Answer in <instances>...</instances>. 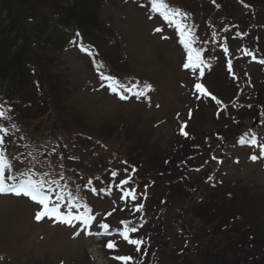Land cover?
<instances>
[{"label": "rangeland", "instance_id": "374dc122", "mask_svg": "<svg viewBox=\"0 0 264 264\" xmlns=\"http://www.w3.org/2000/svg\"><path fill=\"white\" fill-rule=\"evenodd\" d=\"M40 1L38 2L41 5L49 3V0ZM133 1L99 0L98 16L102 19V28L98 32L99 41L95 42L99 50L103 51L101 56L104 59L95 56L94 49L88 43L89 40L85 39L87 42L84 39L76 41L72 33L62 34L48 21L47 26L43 25L40 31L50 36L49 40L52 45L49 46L48 51L42 52L44 55L39 54V57L53 60L52 65H46L36 55L32 56L34 58L32 64L51 82L56 80L55 70L61 74L60 81H57L55 86L57 89L65 88L67 90L69 96L67 104H73L75 111V115H70L72 112L70 111L66 118L61 117L62 126L71 124L81 129V126L86 125L92 132L98 133L109 130L110 127L119 132L128 125L129 128L125 127L128 131L132 128L143 130L142 133L145 137L143 142L148 141V146L149 143L162 144L160 146L163 148L156 146L154 150L165 155L169 149L163 140L170 137L175 128L180 129L182 124L189 123V127L195 129L203 127L208 131L218 126L212 118L215 100L208 95L197 98L199 94L194 91L193 85L197 82L202 83L201 76L199 70L183 68L187 51L179 42L178 31L172 32L171 24L158 13L152 12L151 8L149 10L146 4L136 5ZM247 1L264 8V0ZM56 10L58 9L54 8L52 11L47 9L46 12H43L46 21L52 18L51 14ZM157 28L162 31H155ZM252 29L248 23L239 24L235 28L234 35L239 45L252 43L255 33ZM113 31H115L116 37L120 36L122 43L111 42L109 39L105 42L102 39L104 33L110 37ZM239 33H244V35H238ZM195 41L193 46L201 50L204 60L207 58L203 56V53L209 48L208 51H215L214 57L223 65V67L218 66L219 69L213 72L211 77L218 76L221 79H225L226 76L233 77L239 82L245 79L249 81V78L252 77L250 65L245 63L247 59L238 55L239 51L235 50L237 43L233 37L227 35L223 39L211 43H209L208 37L202 41L195 38ZM173 42H177V44L174 45ZM32 45L33 43L31 44L32 49L35 48ZM81 45L88 51H83ZM225 48L228 49L227 52L224 51ZM34 50L36 51V49ZM179 64L184 73L190 74L191 79L189 82L187 80V86H184L187 78L183 73L180 76L177 70ZM205 65L206 62L202 67ZM252 69V73L257 74L256 67L253 66ZM102 74L112 75L116 80H124L123 76L135 75L151 79L152 83L157 86V91L152 94L150 92L149 97L152 96L153 104L162 99L166 104V110L160 113L161 108L156 109L157 107L147 99L137 100L131 95L127 101H122L110 90L101 88L100 85L103 82L100 80V76ZM180 78H183L181 85L177 84ZM122 84L126 87H133L125 82ZM182 86L183 88H181ZM221 86V82L214 86L219 93ZM211 89L213 90V87ZM210 93L213 94V91ZM196 104H200L199 108L197 110L194 108L195 113H191L189 118V111ZM55 112H57L56 108L48 111L50 115H54ZM251 123L252 120L247 119L246 124L251 125ZM118 138L113 143L117 147L121 144ZM121 141L124 143L125 139L122 138ZM140 143L142 144V141ZM216 143L217 141L213 147L218 145ZM88 148L89 146L80 148L77 154L86 159ZM108 162L115 163L111 159ZM116 167L120 168V165ZM242 170L236 174L237 178L241 177L239 182L250 183L253 187L258 186L264 194V170L262 167L255 170L252 166L244 165ZM83 174L86 175L85 172ZM83 174H77L75 180L77 185L80 184L79 180L83 178ZM194 177L195 175H190V181L195 180ZM84 184L85 182L82 183V188ZM123 191V187L116 190L118 199L106 198L103 203L96 202L93 205L92 213L97 216L104 215L105 212L111 214L114 212L112 216L124 213L125 207L122 203L126 202V199H121ZM83 192L80 190L79 195L82 196ZM12 198L11 196L6 198L0 196V264H88L89 256L95 259V264H115V262H109L102 257L99 244L94 239L84 236L76 237L74 227H62L56 225L52 220L38 222L29 215V207L26 209L27 216L21 211L15 214L12 209H16L19 204L17 199ZM261 199L264 200V197L262 196ZM105 221L112 224L110 217H106ZM118 240L121 238L119 237ZM120 246L122 251L118 254L131 255L132 245L121 241ZM94 263L90 260V264Z\"/></svg>", "mask_w": 264, "mask_h": 264}, {"label": "trees", "instance_id": "16d2710c", "mask_svg": "<svg viewBox=\"0 0 264 264\" xmlns=\"http://www.w3.org/2000/svg\"><path fill=\"white\" fill-rule=\"evenodd\" d=\"M38 1L41 2L40 0H0V109L6 113L5 118L0 119V122L8 123L10 129L8 137L13 141V148L10 149L11 144L3 147V150H6L9 158L13 160L15 170L26 168V163L19 154L25 153L26 151L22 152L24 149L31 150L28 147L35 138L41 137L40 145L43 146L49 137L60 138L61 135L57 134L65 133L68 137L70 135L72 146L76 142L75 135L85 130L71 124L61 125V117L66 118L70 111H72L70 115H75L74 105L67 104L69 99L67 90L57 89L55 86L57 81H60L61 74L55 70L56 80L51 82L32 64L33 55L44 61L46 65H52L53 62V60L39 57V54L44 55L42 52L48 51L49 46L52 45L50 36L40 31L42 26H47V22L50 21L51 24L56 25L57 29H61L62 34L73 33L81 40H89L88 43L94 47L95 56L104 59L101 56L103 51L99 50L95 42L99 41L98 32L102 28V19L98 16L99 0H49V3H43L44 5ZM167 2L189 13V17L194 19L195 23L214 25L213 29L218 33L223 30L222 21L228 17L223 7L220 11L218 6L222 4L220 2L218 5V0H187L182 3H179V0H167ZM257 6L260 7L258 4ZM54 8L58 10L52 12V18L46 21L43 12L47 9L52 11ZM102 39L105 42L109 39L111 42L122 43L120 36H115V31L110 37L104 33ZM32 43L35 47L33 49ZM46 71L49 72V70ZM260 71L257 89L253 85L254 97L257 101L264 96V64L261 65ZM123 77L125 81L131 80L130 85L152 82L151 79H144L139 75ZM150 84L154 89V84ZM230 85L237 90L240 89L234 80H231L228 86ZM229 99L233 100L232 97ZM231 105L233 107L231 111H236L235 108L239 106V103L233 100ZM53 108H56L57 112L54 115H47ZM241 115L242 112L234 115L229 112L227 115L220 116L221 123L226 129L222 130L223 135L232 131V126H235L233 122L238 121ZM44 117L46 121L52 122L40 131V123ZM77 121H79L78 118ZM125 127L129 128L128 125ZM109 131L116 132L112 127ZM142 131L136 128L126 130L122 150L114 147L112 150L119 152L112 155L113 157L121 155L127 162L130 159L135 160L134 168L139 167L145 174H155L151 187L147 185L146 188H139L148 194L145 207L150 210L149 213L152 216L147 229L150 233V236L147 235L149 242L168 237L166 233L169 230L170 218L179 212L178 216L173 218L180 220L178 222L180 228L179 226L177 229L173 228L176 236L185 235L191 239H193L192 236H196L200 240V249L197 247V252L200 251L199 259L197 262L188 260L184 264H264V200L262 201L258 192L256 191V194L255 191L250 192L242 188L240 191L233 192L239 198H232L230 195L222 196L220 201L217 200L214 203L209 201L205 208L203 194L198 195V190L192 189L193 184L190 179L182 177L185 172L179 171L181 161H184L181 157L189 154L190 151L187 150L189 147L197 146L200 141L199 134L193 128H189L182 156H178L177 151L167 153V159L169 155L174 160L165 162L164 155L154 150L159 145L149 143L148 146V141L143 142L145 137ZM191 133L194 138H190ZM108 137L110 138L111 134H108ZM164 163L165 173L161 170ZM176 164L179 165L178 168L175 167ZM62 165L63 182L70 184L69 173L74 170L77 163L71 164L64 160ZM97 167L98 165L88 168L89 173ZM192 191L193 195H191ZM160 206L165 207L164 211L159 210ZM212 217H215L216 222ZM236 217H242V219L233 223ZM244 221L250 225L247 230L241 231L235 228L237 224L243 226ZM197 225L199 228H196ZM223 230L229 234L245 236L246 250L225 253L220 236L224 235ZM237 241L243 243L240 237ZM158 247L161 251L158 254V263L176 264L182 258V255L177 253L180 250L171 248L169 243Z\"/></svg>", "mask_w": 264, "mask_h": 264}, {"label": "snow or ice", "instance_id": "6c2138e0", "mask_svg": "<svg viewBox=\"0 0 264 264\" xmlns=\"http://www.w3.org/2000/svg\"><path fill=\"white\" fill-rule=\"evenodd\" d=\"M148 2L152 12L158 13L170 24L174 23L179 33V42L187 51V58L183 63V68L193 71L199 69L200 76H203L204 71L202 66L205 64V60L202 58L201 50L193 46L196 42L194 36L195 26L187 22L189 20V13L184 12L178 7L171 6L167 0H148ZM155 31L160 32L162 30L157 28ZM238 35H244V33H239ZM81 49L83 51H88L84 49L82 45ZM224 51L227 52L228 49L225 48ZM244 52L245 55L250 56L252 59H257L255 52L252 50L245 49ZM259 62L264 64V59L259 60ZM229 69L231 70L230 62ZM100 80L103 82L100 85L101 88L110 90L122 101H127L130 95L137 100L141 98L148 99V93L153 90V86L150 83H144L142 86L140 84H135L133 87H126L112 75L102 74ZM193 88L194 91L199 94L197 98H200L202 95H208L211 96L213 100H216V97L208 92L202 83H194ZM217 102L219 103V101ZM248 107H251V105H248ZM5 115L6 113L0 110V119H4ZM190 117L191 110L189 111V118ZM186 126V123H184L180 128L184 136H188V132L184 130ZM0 132L5 134L4 136H0V196L10 195L16 198H27L31 202H34L38 206V211L34 217L38 222L48 218L52 219L54 222L65 224L70 227H75L78 224L81 230L89 236L112 237L118 235L121 240L108 239L104 245L113 252L110 258L115 264H134V257L132 255L118 253L122 251L120 246L121 241L126 242L128 245L135 246L136 252L141 251L144 241L140 238H133V236L139 232V228L132 226L131 222L128 220H122L120 221V224L123 226L122 228L109 231V224L100 223V231H90L93 222L96 221L97 218L92 214V209L88 204L81 202L83 197L76 192H66L67 185H62L60 182L63 177L60 179H49L47 178L49 176L48 173L40 174L34 167L25 168L24 170H15L13 160L9 158L7 151L3 150V143L5 137L8 135V129L0 124ZM239 143L252 145L259 149V157L253 154L250 156V159L255 161L258 158H264V143L258 142L254 131L242 136ZM53 152H55V148H53ZM211 159L218 160L216 156H212ZM205 163H207V161H205ZM196 170L199 171L200 169ZM124 171L127 172L128 169ZM132 172H135V168L132 169ZM118 175L117 171L111 172L113 178H117ZM131 179V175L126 179H120L118 186L128 185ZM91 183L92 180L89 179L84 187H87ZM101 190L107 191L105 189ZM92 191L96 190L92 189ZM128 198L133 201L137 199L135 189L123 191L121 199ZM143 207V204H136L135 211L139 212ZM80 209L83 210L80 211ZM107 215H111V213ZM74 235H79V232L74 233Z\"/></svg>", "mask_w": 264, "mask_h": 264}]
</instances>
